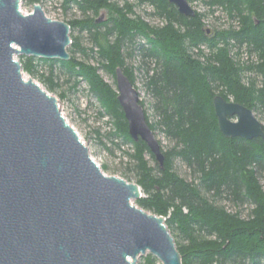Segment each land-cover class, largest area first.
<instances>
[{
	"label": "trees",
	"instance_id": "1",
	"mask_svg": "<svg viewBox=\"0 0 264 264\" xmlns=\"http://www.w3.org/2000/svg\"><path fill=\"white\" fill-rule=\"evenodd\" d=\"M202 2L212 12L221 8L237 18L238 25L207 32L204 13L182 15L167 0H62L64 8L74 3L83 15L66 21L70 59L20 55L19 61L50 92L59 87L61 74L75 85L85 82L101 114L109 117L111 135L131 144V151H124L128 161L122 175L126 179L132 173L141 187L143 195L135 203L166 218L182 264H264V139L225 137L212 102L219 94L264 117V0ZM144 3L152 6L161 24L135 12ZM100 10L107 11V18L96 22ZM75 29L86 31L90 46L72 34ZM242 47L257 60L241 61L237 56ZM134 55L140 58L137 68L126 62ZM142 65L152 112L142 99L140 104L155 135L159 132L168 141L163 145L158 139L163 167L144 141L131 138L117 89L99 72L102 68L114 76L120 66L135 86V72ZM175 161L186 167L189 180L176 171ZM224 201L239 208L248 205V212L232 211ZM139 264L161 263L148 253Z\"/></svg>",
	"mask_w": 264,
	"mask_h": 264
},
{
	"label": "water",
	"instance_id": "2",
	"mask_svg": "<svg viewBox=\"0 0 264 264\" xmlns=\"http://www.w3.org/2000/svg\"><path fill=\"white\" fill-rule=\"evenodd\" d=\"M167 1L182 15L196 13L188 0ZM20 2L0 0V264H138L148 253L182 264L166 218L135 203L141 187L105 174L57 98L26 77L16 56L66 61L72 40L67 22L48 17L39 3L24 13ZM114 77L129 135L163 167L139 91L122 67ZM212 102L225 137L264 139L250 107L219 94Z\"/></svg>",
	"mask_w": 264,
	"mask_h": 264
},
{
	"label": "rangeland",
	"instance_id": "3",
	"mask_svg": "<svg viewBox=\"0 0 264 264\" xmlns=\"http://www.w3.org/2000/svg\"><path fill=\"white\" fill-rule=\"evenodd\" d=\"M189 3L195 10L204 13L203 21L205 23V28H208L210 33L214 31V29L225 28L229 25H238L237 18L229 17L221 8H214V11L212 12L209 6L204 4L202 0H194ZM39 4H41L45 14L53 19L63 20L66 22L68 20L80 19L83 17L82 12L74 3H70L67 8L63 7L62 0H42ZM33 7V3H27L25 0H21L20 2V9L24 13L31 12ZM135 12L151 24L156 25L162 23L161 18L153 14L154 9L147 3L137 5L135 7ZM107 14L106 10H100L99 14L95 15V18H102V20H105L107 18ZM71 32L73 35L79 36L85 46H90L86 31L80 32L78 29H75ZM203 48L205 51L207 50L206 47ZM236 50V48H233L231 53L234 54ZM77 55L78 57H83L80 53ZM19 57L20 56H16V59L19 60ZM237 57L244 62L257 60V56L253 53H249L245 47H242L239 50V55ZM91 62L96 63L93 59ZM126 62L136 68L140 66V58L136 55L133 57H127ZM143 68L144 66L141 69H136L135 86L139 91L140 99L145 102L147 111L151 113L152 110L149 106L151 97L146 93L143 87ZM99 72L106 82L116 88L115 77L112 74L106 72L102 68L99 69ZM246 73L248 76H255L252 72L246 71ZM25 74L26 77L30 76L27 73ZM34 80L45 88V86L37 79ZM59 82L60 85L55 91L50 92L46 88L45 89L57 98L58 106L62 114L75 128L80 138L88 146L91 156L100 165L103 172L107 175L123 177V167H125V163L128 161V156L124 153V151H131V144L120 143L119 139L111 135L113 127L109 122V117L101 114L102 109L95 97L88 92L85 82L75 85V80L73 78H68V76L62 74L59 76ZM255 114L264 125V117L258 113ZM156 134L157 138L161 140L163 145L168 144V141L163 134L159 132ZM105 166L107 168H104ZM174 167L181 176L188 180L190 179L188 170L182 162L175 161ZM126 177L128 181L135 182V178L132 173ZM223 203L232 211L239 208L230 201H224ZM239 209L242 211V215H245L248 212L249 206L243 205L240 206ZM146 255L147 254L138 258V264L143 261V258Z\"/></svg>",
	"mask_w": 264,
	"mask_h": 264
}]
</instances>
